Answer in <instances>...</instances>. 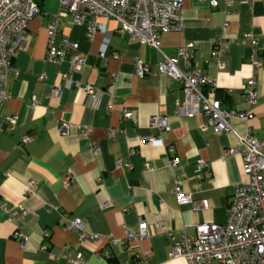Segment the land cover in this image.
Instances as JSON below:
<instances>
[{
    "label": "crops",
    "instance_id": "crops-1",
    "mask_svg": "<svg viewBox=\"0 0 264 264\" xmlns=\"http://www.w3.org/2000/svg\"><path fill=\"white\" fill-rule=\"evenodd\" d=\"M59 3L40 0L41 11L28 24L23 48L14 53L8 76L11 97L0 107L5 128L0 132V264H69L67 257L79 254L83 264H189L184 257H170L173 246L183 234L196 235L198 224H224L234 188L249 179L241 154H227L238 139L232 132L203 128V115L182 114L183 86L159 70L162 54L120 34L116 20L100 18L105 29L90 39L84 25L61 17L57 42L68 38L78 49L61 62L48 60L47 26ZM182 7L184 28L162 34L161 49L176 55L191 42V61L216 82L215 93L206 86L203 90L220 100L223 109L252 112V118L234 117L231 124L241 133L250 127L264 139V0H219L215 7L183 0ZM250 32L261 53L258 97L252 106L242 92L251 73L245 37ZM218 38L228 45L221 56L223 68L212 54ZM106 46L107 60L100 55ZM76 55L86 59L78 71L71 66ZM137 60L149 65L144 77L136 73ZM66 74L73 84L67 83ZM86 83L100 91L92 102L83 88ZM125 110L132 112L130 118L124 119ZM13 115L19 122L10 130L5 118ZM153 115L166 116L169 130L152 125ZM64 122L69 129L62 134ZM112 129L118 130L115 136ZM25 133L34 134L35 140L22 146ZM149 136L161 137L162 144L144 142ZM174 157L181 160L176 170L170 166ZM199 159L208 163L200 171ZM176 175L182 177L184 191L208 199L209 208L195 211L179 204L172 191ZM31 181L34 186L27 191ZM106 201L112 206L104 208ZM21 205L28 213L19 221L10 219L6 209ZM73 218L84 220L87 232L98 238H82L80 231L68 228ZM140 218L149 223L148 237L126 239L128 231H138ZM20 231L27 235L25 246L16 236Z\"/></svg>",
    "mask_w": 264,
    "mask_h": 264
},
{
    "label": "built area",
    "instance_id": "built-area-1",
    "mask_svg": "<svg viewBox=\"0 0 264 264\" xmlns=\"http://www.w3.org/2000/svg\"><path fill=\"white\" fill-rule=\"evenodd\" d=\"M211 6L218 5L219 0H202ZM236 0H226L232 4ZM241 2L248 0H239ZM183 0H60L59 11L51 14L48 23V60L61 62L71 50L78 49V44L65 38L57 42L59 33L58 22L61 17L71 16L73 24L84 25L87 36L93 39L98 31L105 29L100 18L116 20L119 23L118 32L127 34L132 40L140 44H148L155 47L161 54L162 60L158 68L162 73L178 79L183 86L185 101L179 107V111L186 115H203L205 120L203 128H212L216 133L232 132L238 139L237 146H231L227 154L240 153L243 157L244 172L248 181L234 188L232 201L228 208L227 221L224 224L203 223L198 224L197 233L194 236L183 234L179 243L175 244L170 253L171 258L184 257L189 264H264V139L256 137L252 129L247 127L241 133L231 124V119H249L254 115L248 109L226 110L221 106L217 98H210L209 93L217 90L216 82L206 72L191 61L190 52L193 48L191 42L182 45L176 55L165 53L161 49L160 37L164 33L180 31L184 28ZM41 11L40 0H0V107L11 97L8 88V76L14 69V53L22 49L23 35L29 22ZM250 42L249 60L251 73L245 79L243 86L244 101L248 106L256 103L258 97V73L261 68L260 44L255 35L246 34ZM227 42L224 38H218L215 42L212 54L217 66L225 67L221 56ZM107 46L101 51V57L107 60ZM117 56V54H115ZM180 60L183 65L180 66ZM86 64V59L76 55L71 61L74 71L80 70ZM149 72V65L141 60L136 62V73L144 77ZM41 79H44L42 74ZM69 85L73 84L72 77L65 75ZM206 86L209 93L203 88ZM84 90L88 102L96 100L99 89L93 84L86 83ZM38 102L33 98V104ZM132 112L124 111V119L130 118ZM19 122V116L13 115L5 118V124L10 130ZM150 122L161 130H169V122L166 116L153 115ZM62 134L68 132L69 123L64 122L59 127ZM5 131L3 123H0V132ZM116 129L110 130L115 136ZM90 129L85 130V134ZM35 140V135L25 133L21 137V145L25 146ZM153 145L162 144L161 137L149 136L143 139ZM96 147L95 143H92ZM121 164V162H118ZM208 163L199 159L197 170L200 171ZM170 166L173 170L181 166L179 158H171ZM209 175V173H208ZM72 174L64 179V184L69 185ZM34 186L31 181L27 187L30 191ZM172 191L179 204H189L197 211L209 208V200L196 199L192 194L183 189V179L176 175L173 179ZM112 206L110 201L104 203V208ZM8 216L12 220L19 221L28 211L21 205L9 211ZM68 228L81 232V237L98 238L97 234H89L86 223L80 218H73L67 225ZM149 223L145 218H140L137 232L128 231L126 239L141 241L148 237ZM16 236L22 240L25 246L27 235L20 231ZM115 241V240H114ZM108 255V254H107ZM109 256V255H108ZM69 264H83L85 259L82 254L75 258L67 257ZM140 264H154L142 261Z\"/></svg>",
    "mask_w": 264,
    "mask_h": 264
}]
</instances>
